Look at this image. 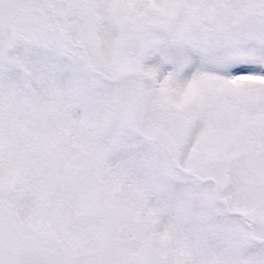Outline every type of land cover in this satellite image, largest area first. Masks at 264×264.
I'll use <instances>...</instances> for the list:
<instances>
[{"label":"snow or ice","instance_id":"1","mask_svg":"<svg viewBox=\"0 0 264 264\" xmlns=\"http://www.w3.org/2000/svg\"><path fill=\"white\" fill-rule=\"evenodd\" d=\"M0 264H264V0H0Z\"/></svg>","mask_w":264,"mask_h":264}]
</instances>
